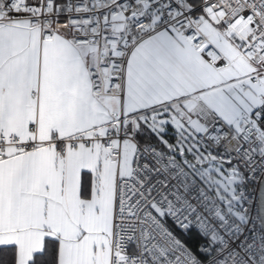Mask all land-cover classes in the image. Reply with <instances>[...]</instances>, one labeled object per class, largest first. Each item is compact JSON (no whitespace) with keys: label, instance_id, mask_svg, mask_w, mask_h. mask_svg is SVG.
<instances>
[{"label":"snow or ice","instance_id":"snow-or-ice-1","mask_svg":"<svg viewBox=\"0 0 264 264\" xmlns=\"http://www.w3.org/2000/svg\"><path fill=\"white\" fill-rule=\"evenodd\" d=\"M0 264H264V0H0Z\"/></svg>","mask_w":264,"mask_h":264}]
</instances>
